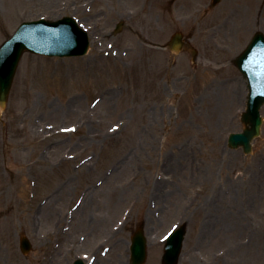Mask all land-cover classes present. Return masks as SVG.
<instances>
[{
  "label": "rangeland",
  "instance_id": "rangeland-1",
  "mask_svg": "<svg viewBox=\"0 0 264 264\" xmlns=\"http://www.w3.org/2000/svg\"><path fill=\"white\" fill-rule=\"evenodd\" d=\"M254 13L258 27L240 29ZM66 15L89 31L88 53H26L0 113V264H55L58 252L59 264L80 256L103 264L113 233L122 239L120 264H128L140 225L145 264H162L165 237L184 219L179 264H264V240L256 260L242 249L249 232L203 240L226 232L238 204L247 228H264V125L251 154L227 146L229 132L243 128L248 94L234 59L264 31V0H0V44L24 20ZM175 31L190 39L196 60L163 47ZM233 181L230 215L220 208ZM252 191L258 203L245 206ZM86 194L95 201L83 203ZM94 220L103 230L91 237ZM22 234L33 245L28 254Z\"/></svg>",
  "mask_w": 264,
  "mask_h": 264
},
{
  "label": "water",
  "instance_id": "water-1",
  "mask_svg": "<svg viewBox=\"0 0 264 264\" xmlns=\"http://www.w3.org/2000/svg\"><path fill=\"white\" fill-rule=\"evenodd\" d=\"M181 45L180 36L175 37L171 43L174 50L180 49ZM88 47L87 34L70 17L58 21L41 19L24 22L0 49V106L6 104L17 64L24 50L64 56L83 55ZM235 62L245 71L252 86L249 110L244 115V121L251 123V126L242 134H232L229 143L232 147L243 145L245 151L250 152V140L259 134L262 121L257 107L259 103L264 102V37L258 34L245 54L238 57ZM181 231L184 232V227ZM180 236L176 233L170 238L163 256V264H176L181 248ZM133 241V264H141L146 248L142 231L134 236ZM21 246L24 252L31 248L26 239L22 240Z\"/></svg>",
  "mask_w": 264,
  "mask_h": 264
},
{
  "label": "bare ground",
  "instance_id": "bare-ground-1",
  "mask_svg": "<svg viewBox=\"0 0 264 264\" xmlns=\"http://www.w3.org/2000/svg\"><path fill=\"white\" fill-rule=\"evenodd\" d=\"M234 14V13H233ZM241 15H242V13H241V9H240V11H237V13H235V20H234V18H232V20H231V23L233 22V23H235L236 24V22L240 19V17H241ZM236 21V22H235ZM252 21V22H251ZM248 23H254L255 25H257V27H258V24L259 23H261L260 21H259V18L256 16V14L254 13V15L251 17V16H249L248 17V20H247V22H244L243 23V20L242 21H240L237 25L239 26V28L240 29H242V28H244ZM234 94L238 97V98H240V99H242V95H243V90L240 88V87H237V90L236 89H234ZM234 94H232V93H230V96L231 97H233V98H235V95ZM220 104V103H219ZM220 105H224V103L223 104H220ZM182 154L183 155H187L188 154V152L186 151V150H184V151H182ZM224 155H226V156H229V157H231L232 156V153L231 154H224ZM134 159H132V158H130V159H125L124 161H122V162H125V163H127L128 165H130V163L133 161ZM183 160L184 159H182L181 160V165L182 166H184V164H183ZM255 163V162H254ZM155 184H158V183H155ZM232 184H233V190H232V195L230 196V198L229 199H227V201L225 202V204L224 205H222V207L220 208V210H222V212L224 211L225 212V214L226 213H228V214H230V215H233V213H231V210H229V211H226V207L228 206V205H230V204H233L234 203V196H236V192H237V188L239 187V186H237V184L235 183V181H233L232 182ZM172 193H176V190H172ZM251 193H253V199H252V197L251 196H249V195H245L244 196V198H245V202L244 203H246V205L245 206H249V205H251V202H253V203H258V201H254V196H255V191H252ZM92 194V193H91ZM125 197V196H124ZM124 197H122V199H124ZM227 198V197H226ZM236 198V197H235ZM89 199H91L92 201H95L94 200V196L93 195H88V197H87V194L85 195V199H84V201L85 202H87V200H89ZM116 199H118V196H116ZM119 200V199H118ZM229 200V201H228ZM236 200H238V199H236ZM85 202H83V203H85ZM108 202H109V200H108ZM117 202V201H116ZM237 203V202H236ZM238 204V203H237ZM94 205H96V203H94ZM109 205H111L110 204V202H109ZM98 208H100V206L99 205H96ZM228 208V207H227ZM234 209H236V208H234ZM235 211H237V210H235ZM246 212L245 211H242V209L240 208V206H239V204H238V212H237V219L236 220H234V219H232L233 220V222L229 219V218H227V219H229L230 221H231V223L229 224V226H228V228H227V230H226V232H223V233H220L219 231L220 230H217L216 232H214V231H211L209 234H208V236H206L205 238H203V240H204V245H208V244H213V243H215L216 241H218V240H220L221 238H223L224 236L226 237V235L228 234L229 236L230 235H232V238H233V234H238V233H240V232H249V236L250 235H255V236H253L252 238H250V239H252V243H251V245L249 246V247H244V248H242L241 246V248L242 249H244L245 251H247V253L250 255V257H252L253 259H258L259 258V256H260V254H261V249H262V246H260V244L263 242V240H264V228H262V229H254V230H250L249 228H247V226H246V222H248L247 220H246ZM100 220V219H99ZM185 220V219H184ZM184 220H183V222H184ZM97 221L98 220H94V224H93V226H90L89 225V227H90V229H91V231H90V233H89V235L92 237V236H94L96 233H98L99 231H101V230H103V226H102V224H101V227L99 228L97 225H96V223H97ZM100 222L101 223H104V222H102L101 220H100ZM207 222V221H206ZM256 230V231H255ZM114 240L112 241V251H111V253H110V255H109V257L108 258H106L105 259V261H103L104 263L103 264H120V263H122V256H121V247H120V245H121V241H122V239H121V236L120 235H117V234H115L114 235V238H113ZM88 243H90V239H86L85 240V244H88ZM230 249H233V246L231 247L230 246ZM235 250H237L238 251V246H235ZM237 253V252H236ZM238 255V254H237ZM62 256V254H61V252H59L57 255H56V257H55V264H59V262L61 261V259H60V257Z\"/></svg>",
  "mask_w": 264,
  "mask_h": 264
}]
</instances>
